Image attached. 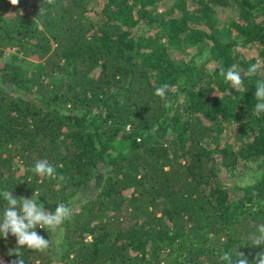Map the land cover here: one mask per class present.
I'll return each instance as SVG.
<instances>
[{
    "label": "trees",
    "instance_id": "trees-1",
    "mask_svg": "<svg viewBox=\"0 0 264 264\" xmlns=\"http://www.w3.org/2000/svg\"><path fill=\"white\" fill-rule=\"evenodd\" d=\"M233 64L240 93L220 75ZM258 80L264 0H0V191L72 210L56 233L36 229L52 243L20 249L25 264H224L238 251L258 264ZM165 83L169 108L154 94ZM41 159L57 179L31 171ZM15 248L0 237V264Z\"/></svg>",
    "mask_w": 264,
    "mask_h": 264
},
{
    "label": "clouds",
    "instance_id": "clouds-1",
    "mask_svg": "<svg viewBox=\"0 0 264 264\" xmlns=\"http://www.w3.org/2000/svg\"><path fill=\"white\" fill-rule=\"evenodd\" d=\"M46 2L51 4L53 0H46ZM10 3L17 5L19 0H10ZM260 67V62L251 65L246 73L247 76L256 75ZM220 75L224 77L225 82L229 83L230 87L235 89L236 92L240 93L243 90V78L235 64L231 65L227 70L221 67ZM169 87L165 83L157 87L154 93L164 100L165 108L171 107V101L167 99ZM254 96L257 100L254 111L260 114L264 112V80L256 82ZM31 171L41 177L57 179L55 168L46 159L36 161ZM59 179H63V177ZM39 196L38 192H34L31 198L19 197L18 199L9 190L0 191V197L7 203L3 214L0 215V237L7 239L9 234H11L16 238V248L10 250L9 253L10 255L14 254L17 259L13 260L11 264H25L20 252V249L24 247L39 252L46 251L52 241L38 234L36 229H46L50 234H54L72 215L70 207L63 203L58 204L54 212L47 211L44 205L38 202ZM256 227L257 234L252 236L251 244L254 246L264 245V224H259ZM219 259L224 264H249L247 257L240 251L235 255L231 252H223ZM255 259L258 261V264H264V251L258 252Z\"/></svg>",
    "mask_w": 264,
    "mask_h": 264
},
{
    "label": "rangeland",
    "instance_id": "rangeland-1",
    "mask_svg": "<svg viewBox=\"0 0 264 264\" xmlns=\"http://www.w3.org/2000/svg\"><path fill=\"white\" fill-rule=\"evenodd\" d=\"M12 52H14V48H7L6 49V56H9ZM234 124H229V125H227V127H226V129H225V131H223V134H224V138H230V136H232V127H234L233 126ZM246 180H248L247 178H246Z\"/></svg>",
    "mask_w": 264,
    "mask_h": 264
}]
</instances>
